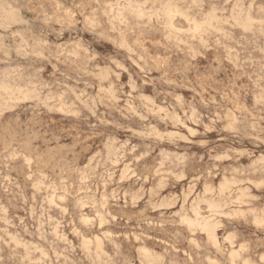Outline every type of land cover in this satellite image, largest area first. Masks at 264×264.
I'll return each mask as SVG.
<instances>
[{"label":"rangeland","instance_id":"374dc122","mask_svg":"<svg viewBox=\"0 0 264 264\" xmlns=\"http://www.w3.org/2000/svg\"><path fill=\"white\" fill-rule=\"evenodd\" d=\"M261 8L0 0V264H264Z\"/></svg>","mask_w":264,"mask_h":264},{"label":"bare ground","instance_id":"6f19581e","mask_svg":"<svg viewBox=\"0 0 264 264\" xmlns=\"http://www.w3.org/2000/svg\"><path fill=\"white\" fill-rule=\"evenodd\" d=\"M125 1H127V0H125ZM145 1V0H144ZM194 1V0H193ZM196 1V0H195ZM95 2V1H94ZM119 2V1H118ZM117 2V3H118ZM152 2V1H151ZM154 2V1H153ZM168 2V1H167ZM185 2V1H184ZM239 2V1H238ZM186 3V2H185ZM250 3V2H249ZM119 4V3H118ZM135 4L137 5L138 3H136L135 2ZM135 4H134V7H135ZM140 4H142V3H140ZM157 4V3H156ZM167 4V3H166ZM168 4H170V3H168ZM171 4H173L172 2H171ZM199 4V3H198ZM203 4V3H202ZM239 4H240V2H239ZM242 4V3H241ZM57 5V4H56ZM75 5V4H74ZM130 6H131V4H129ZM154 5V4H153ZM190 5V4H189ZM121 6H125V5H121ZM128 6V5H127ZM150 6V5H149ZM152 6V5H151ZM160 6V5H159ZM162 6H164V4L162 5ZM171 6V5H170ZM182 6V5H181ZM191 6V5H190ZM201 6V5H200ZM210 6H212V5H210ZM251 6V5H250ZM110 7V6H109ZM119 7V6H118ZM129 7V6H128ZM132 7V6H131ZM173 7H174V4H173ZM172 7V8H173ZM215 7V6H214ZM121 8V7H120ZM119 8V9H120ZM124 8V7H123ZM133 8V7H132ZM137 8H139V6L137 7ZM164 8V7H163ZM167 8H170L169 6L167 7ZM177 8H178V6H177ZM187 8V7H186ZM188 8H190V7H188ZM195 8V7H194ZM127 9V8H126ZM130 9V8H129ZM136 9V8H135ZM135 9H133V11H135ZM192 9V8H191ZM197 9V8H196ZM201 9V8H200ZM235 9V8H234ZM250 9V8H249ZM57 10V9H56ZM113 10V9H112ZM121 10V9H120ZM122 10H124V9H122ZM121 10V11H122ZM131 10V9H130ZM139 10V9H138ZM137 10V11H138ZM141 10H142V7H141ZM146 10V9H145ZM162 10V9H161ZM261 10H262V8H261ZM264 10V9H263ZM262 10V11H263ZM108 11H109V9H108ZM119 10H117V12H118ZM120 11V12H121ZM164 11H167V10H164ZM172 11V10H171ZM258 11H260L259 9H258ZM116 12V11H115ZM117 12H116V14H114V16L116 15L117 16ZM120 12H119V14H120ZM139 12V11H138ZM145 12V11H144ZM143 12V13H144ZM157 12V11H156ZM181 12H183V11H181ZM224 12V11H223ZM236 12V11H235ZM124 13V12H123ZM142 13V12H141ZM163 13V11H161V14ZM169 13H170V11H169ZM171 13H174V12H171ZM187 13V12H186ZM194 13V12H193ZM131 14H133V16H137V18L138 17H141V15L140 16H138L139 14L137 13V15H134V12L133 13H131ZM131 14H129V15H131ZM136 14V13H135ZM148 14V13H147ZM152 14H155V13H152ZM151 14V15H152ZM165 14V13H164ZM202 14V13H201ZM209 14V13H208ZM121 15H123V14H121ZM120 15V16H121ZM149 15V14H148ZM171 15V14H170ZM175 15H177V14H175ZM174 15V16H175ZM185 15V14H184ZM183 15V16H184ZM189 15V14H188ZM212 15V14H211ZM242 16H243V14H241ZM245 15V14H244ZM247 15H248V13H247ZM120 16H119V19H120ZM143 16H145V15H143ZM142 16V17H143ZM220 16V15H219ZM240 16V15H239ZM50 17V16H49ZM48 17V18H49ZM158 17H159V15H158ZM168 17H169V15H168ZM168 17H166V18H168ZM200 17V16H199ZM202 17V16H201ZM214 17H216L215 15H214ZM236 17H238V16H236ZM241 17V16H240ZM244 17V16H243ZM246 18L245 19H247V17L248 16H245ZM250 17H251V15H250ZM112 18V17H111ZM111 18H110V21H111ZM117 18V17H116ZM121 18H122V16H121ZM152 18V17H151ZM163 18H165V15H164V17ZM185 18H186V16H185ZM190 18V17H189ZM188 18V20H190ZM210 18V17H209ZM113 19V18H112ZM135 19H136V17H135ZM140 19V18H139ZM144 19V18H143ZM170 19V18H169ZM187 19V18H186ZM193 19V18H192ZM191 19V20H192ZM198 19V18H197ZM210 19H212V16H211V18ZM210 19L208 20V18H207V20H208V23L210 22V23H212L211 21H210ZM215 19H217V18H215ZM214 19V20H215ZM219 19V18H218ZM235 19V18H234ZM57 20V19H56ZM168 20V19H167ZM239 20H242L243 21V18L241 19V18H239ZM250 20V19H249ZM261 20H262V18H261ZM14 21V20H13ZM164 21V20H163ZM170 21V20H169ZM168 21V22H169ZM173 21V20H172ZM196 21V20H195ZM195 21H193V22H195ZM212 21H213V19H212ZM217 21V20H216ZM241 21V24L243 23ZM245 21V20H244ZM250 21H252V18H251V20ZM62 22V21H61ZM66 22V21H65ZM90 22V21H89ZM156 22V21H155ZM203 22H206V21H203ZM247 22V21H246ZM86 23V22H85ZM110 23V22H109ZM197 23V22H196ZM234 23V22H233ZM240 23V22H239ZM251 23H253V22H251ZM261 23V22H260ZM98 24V23H97ZM100 24V23H99ZM111 24V23H110ZM169 24V23H168ZM173 24V23H172ZM205 25H206V23H204ZM220 24V23H219ZM225 24V23H224ZM238 24V23H237ZM246 24V23H245ZM249 24L250 23H248L247 25L249 26ZM91 25V24H90ZM94 25V24H93ZM96 25V24H95ZM118 25V24H117ZM122 25V24H121ZM124 25V24H123ZM137 25V24H136ZM201 25V24H200ZM204 25V26H205ZM211 26H213L212 24H210ZM242 25H244V24H242ZM252 24H250V26H251ZM257 25V24H256ZM2 26V25H1ZM87 26V25H86ZM85 26V27H86ZM125 26V25H124ZM149 26V25H148ZM172 26V25H171ZM196 26H197V24H196ZM207 26V25H206ZM209 26V25H208ZM211 26H209V27H211ZM84 27V26H83ZM98 27V26H97ZM144 27V26H143ZM173 27V26H172ZM201 27H202V25H201ZM200 27V28H201ZM235 27V26H234ZM96 28V27H95ZM189 28V27H188ZM197 28V27H196ZM199 28V27H198ZM199 28V29H200ZM249 28H252V26L251 27H249ZM257 28V27H256ZM255 28V29H256ZM112 29H114V28H112ZM111 29V30H112ZM120 29V28H119ZM127 29V28H126ZM167 29V28H166ZM206 29V28H205ZM245 29H248L247 27L245 28ZM260 29V28H259ZM87 30V29H86ZM88 30H90V29H88ZM123 30V29H122ZM164 30H165V28H164ZM173 30V29H172ZM196 30V29H195ZM198 30V29H197ZM211 30V29H210ZM174 31V30H173ZM242 31V30H241ZM257 31V30H256ZM182 32V31H181ZM199 32V31H198ZM198 32H196V33H198ZM207 32V31H206ZM263 32V31H262ZM93 33V32H92ZM95 33V32H94ZM172 33V32H171ZM174 34H175V32H173ZM192 33V32H191ZM195 33V34H196ZM202 33V32H201ZM243 33V32H242ZM100 34V33H99ZM98 34V35H99ZM139 34V33H138ZM173 34V35H174ZM200 34V33H199ZM198 34V35H199ZM219 34V33H218ZM220 34H221V32H220ZM253 34V33H252ZM121 35V34H120ZM167 35V34H166ZM165 35V36H166ZM185 35V34H184ZM100 36V35H99ZM169 36H171V35H169ZM207 36V35H206ZM224 36V35H223ZM103 37V36H102ZM119 37V36H118ZM124 37V36H123ZM195 37V36H194ZM222 37V36H221ZM177 39H178V37H176ZM213 38V37H212ZM249 38V37H248ZM122 39H124V38H122ZM166 39V38H165ZM169 39V38H168ZM182 39V38H181ZM185 39V38H184ZM241 39V38H240ZM173 40V39H172ZM183 40V39H182ZM186 40V39H185ZM210 40V39H209ZM214 40V39H213ZM216 40V39H215ZM56 41V40H55ZM171 41V40H170ZM189 41V40H188ZM191 41V40H190ZM193 41H195V40H193ZM207 41V40H206ZM235 41V40H234ZM246 41V40H245ZM76 42V41H75ZM107 42H108V40H107ZM111 42V41H110ZM167 42V41H166ZM175 42V41H174ZM183 42V41H182ZM203 42V41H202ZM216 42V41H215ZM222 42V41H221ZM77 43V42H76ZM119 43V42H118ZM125 43V42H124ZM178 43V42H177ZM207 43H208V41H207ZM219 43V42H218ZM237 43V42H236ZM247 43V42H246ZM253 43V42H252ZM26 44V43H25ZM73 44V43H72ZM112 44V43H111ZM169 44V43H168ZM225 44V43H224ZM254 44H255V42H254ZM81 45V44H80ZM125 45V44H124ZM177 45V44H176ZM187 45V44H186ZM195 45V44H194ZM205 45V44H204ZM216 45H217V43H216ZM223 45V44H222ZM256 45V44H255ZM183 46V45H182ZM221 46V45H220ZM224 46V45H223ZM232 46H234V45H232ZM257 46V45H256ZM127 47V46H126ZM190 47V46H189ZM202 47V46H201ZM263 47V46H262ZM83 48V47H82ZM121 48H123V47H121ZM178 48V47H177ZM190 48H192V47H190ZM208 48V47H207ZM210 48V47H209ZM231 48V47H230ZM244 48V47H243ZM259 48V47H258ZM79 49V48H78ZM132 49V48H131ZM143 49V48H142ZM205 49V48H204ZM203 49V50H204ZM83 50V49H82ZM184 50V49H183ZM189 50V49H188ZM207 50V49H206ZM215 50V49H214ZM245 50V49H244ZM258 50H260V49H258ZM127 51V50H126ZM132 51V50H131ZM228 51V50H227ZM241 51H243V50H241ZM128 52V51H127ZM245 52V51H244ZM75 53V52H74ZM129 53H131V52H129ZM136 53V52H135ZM189 53V52H188ZM228 53V52H227ZM242 53V52H241ZM78 54V53H77ZM202 54V53H201ZM136 55V54H135ZM140 55V54H139ZM144 55V54H143ZM198 55V54H197ZM232 55V54H231ZM40 56V55H39ZM195 56V55H194ZM42 57V56H41ZM196 57V56H195ZM228 57H230V56H228ZM161 58V57H160ZM226 58V57H225ZM235 58V57H234ZM238 58V57H237ZM232 60V59H231ZM258 60H260V59H258ZM66 61V60H65ZM131 61V60H130ZM140 61V60H139ZM232 61H234V60H232ZM261 61V60H260ZM259 61V62H260ZM134 62H136V61H134ZM141 62V61H140ZM243 62V61H242ZM258 62V61H257ZM74 63V62H73ZM154 63V62H153ZM230 63V62H229ZM259 64V63H258ZM264 64V63H263ZM138 65V64H137ZM254 65V64H253ZM257 66V65H256ZM262 66V65H261ZM115 67V66H114ZM120 67H122V66H120ZM119 67V68H120ZM148 67V66H147ZM260 67V66H259ZM258 67V68H259ZM240 68V67H239ZM257 68V69H258ZM139 69V68H138ZM147 69V68H146ZM242 69V68H241ZM255 70V69H254ZM261 71V70H260ZM148 72V71H147ZM146 73V72H145ZM256 73V72H255ZM254 73V74H255ZM260 73V72H259ZM250 74H252V72L250 73ZM248 75V74H247ZM251 76V75H250ZM117 77V76H116ZM115 77V78H116ZM149 78V77H148ZM249 78V77H248ZM261 78V77H260ZM4 79V78H3ZM250 79V78H249ZM264 81V80H263ZM128 82V81H127ZM259 82V81H258ZM0 83H2V82H0ZM167 84V83H166ZM2 85V84H1ZM65 85V84H64ZM136 85V84H135ZM182 85V84H181ZM7 86V85H6ZM5 86V87H6ZM170 86V85H169ZM17 87V86H16ZM41 87V86H40ZM68 87V86H67ZM171 87V86H170ZM2 88V87H1ZM0 88V89H1ZM12 88V87H11ZM19 88V86L17 87V88H15V91H13V92H16L17 91V89ZM102 88V87H101ZM133 88V87H132ZM3 89H4V86H3ZM7 89V88H6ZM6 89H4V91L6 90ZM7 90H9V92H10V88L9 89H7ZM257 90V89H256ZM262 90V89H261ZM0 91H3V90H0ZM19 91H20V89H19ZM23 91V90H22ZM27 91V90H26ZM25 91V92H26ZM33 91V90H32ZM121 91V90H120ZM263 91V90H262ZM24 92V93H25ZM102 92V91H101ZM222 92V91H221ZM3 93V92H2ZM11 93V92H10ZM17 93V92H16ZM23 93V94H24ZM64 93V92H63ZM71 93V92H70ZM107 93V92H106ZM169 93V92H168ZM5 94H7V93H5ZM17 94H20V92L19 93H17ZM22 94V93H21ZM22 94V95H23ZM27 93H25V95H26ZM31 94V93H30ZM251 94V93H250ZM259 94H261V93H259ZM13 95V94H12ZM24 95V96H25ZM27 96V95H26ZM25 96V97H26ZM61 96V95H60ZM178 96V95H177ZM181 96V95H180ZM1 97V96H0ZM3 97V96H2ZM9 97H11V95L9 96ZM14 97V96H13ZM35 97V96H34ZM208 97V96H207ZM263 98V97H262ZM15 99H16V97H15ZM17 99H19V98H17ZM23 99H24V97H23ZM99 99V98H98ZM208 99V98H207ZM2 100V99H1ZM9 100H10V98H9ZM9 100H7V101H9ZM12 100V99H11ZM25 100V99H24ZM27 100V99H26ZM46 100V99H45ZM182 100V99H181ZM180 100V101H181ZM203 100V99H202ZM245 100V99H244ZM259 100V99H258ZM264 100V99H263ZM20 101V100H19ZM60 101V100H59ZM178 101V100H177ZM179 101V102H180ZM18 102V101H17ZM41 102V101H40ZM61 102V101H60ZM2 103V102H1ZM56 103V102H55ZM59 103V102H58ZM150 103V102H149ZM178 103V102H177ZM216 103V102H215ZM12 104V103H11ZM72 104V103H71ZM102 104V103H101ZM7 105V104H6ZM129 105V104H128ZM214 105V104H213ZM96 106V105H95ZM112 106V105H111ZM206 106V105H205ZM263 106V105H262ZM2 107H4V106H2ZM66 107V106H65ZM70 107V106H69ZM157 107V106H156ZM228 107V106H227ZM9 108V107H8ZM132 108V107H131ZM51 109V108H50ZM222 109V108H221ZM11 110V109H10ZM164 110V109H163ZM72 111V110H71ZM78 111V110H77ZM236 111V110H235ZM69 112V111H68ZM75 112V111H74ZM80 112V111H79ZM229 112V111H228ZM257 112V111H256ZM135 113V112H134ZM215 113V112H214ZM218 113V112H217ZM227 113V112H226ZM233 113V112H232ZM69 114V113H68ZM71 114H73V113H71ZM216 114V113H215ZM78 115V114H77ZM226 115V114H225ZM76 116V115H75ZM123 116V115H122ZM206 117H208V116H206ZM218 118V117H217ZM216 118V119H217ZM227 118H230V117H227ZM84 119V118H83ZM178 119V118H177ZM211 119V118H210ZM192 120V119H191ZM237 120V119H236ZM226 121V120H225ZM179 122H180V120H179ZM183 122V121H182ZM232 122V121H231ZM207 123V122H206ZM201 125V124H200ZM214 125V124H213ZM228 125V124H227ZM235 125V124H234ZM258 125V124H257ZM182 126V125H181ZM206 126V125H205ZM230 126V125H229ZM237 126H238V124H237ZM187 127V126H186ZM236 127V126H235ZM206 128V127H205ZM254 128V127H253ZM252 128V129H253ZM264 129V128H263ZM191 130V129H190ZM211 130V129H210ZM227 130V129H226ZM235 130V129H234ZM233 130V131H234ZM256 130V129H255ZM189 131V130H188ZM248 131V130H247ZM254 131V130H253ZM252 131V132H253ZM260 132V131H259ZM158 134V133H157ZM174 134V133H173ZM242 134V133H241ZM172 136V135H171ZM249 136V135H248ZM253 136V135H252ZM257 136V135H256ZM116 137V136H115ZM107 140V139H106ZM259 140V139H258ZM108 141V140H107ZM109 142V141H108ZM112 142V141H111ZM116 142V141H115ZM190 142V141H189ZM127 143V142H126ZM112 145V144H111ZM120 145V144H119ZM118 147V146H117ZM121 147V146H120ZM15 149V148H14ZM106 149V148H105ZM117 149V148H116ZM236 149V148H235ZM109 150V149H108ZM111 150H113L112 148H111ZM99 151V150H98ZM107 151V150H106ZM113 152V151H112ZM123 152V151H122ZM13 153V152H12ZM128 153H130V152H128ZM170 154V153H169ZM171 154H173V153H171ZM230 154V153H229ZM16 155V154H15ZM23 155V154H22ZM92 155V154H91ZM90 155V156H91ZM99 155V154H98ZM109 155V154H108ZM122 155V154H121ZM142 155V154H141ZM107 156V155H106ZM111 156V155H110ZM145 156V155H144ZM254 156V155H253ZM121 157V156H120ZM166 157H167V155H166ZM178 157V156H177ZM230 157V156H229ZM228 157V158H229ZM261 157V156H260ZM91 158V157H90ZM168 158V157H167ZM183 158V157H182ZM200 158V157H199ZM257 158V157H256ZM32 159V158H31ZM220 159V158H219ZM230 159V158H229ZM105 160V159H104ZM107 160V159H106ZM105 160V161H106ZM166 160V159H165ZM216 160H217V158H216ZM97 161H99V160H97ZM185 161V160H184ZM219 161V160H218ZM236 161V160H235ZM254 161V160H253ZM109 162H111V161H109ZM259 162H260V160H259ZM264 162V161H263ZM25 163V162H24ZM105 163V162H104ZM98 164V163H97ZM253 164V163H252ZM251 164V165H252ZM92 165V164H91ZM182 165V164H181ZM261 166H262V164H260ZM108 166V165H107ZM254 167V166H253ZM96 168V167H95ZM98 168V167H97ZM160 168V167H159ZM94 169V168H93ZM237 169V168H236ZM124 170V169H123ZM133 170V169H132ZM214 170V169H213ZM257 170H259V169H257ZM90 171V170H89ZM116 171V170H115ZM157 171V170H156ZM163 171H165V170H163ZM256 171V170H255ZM84 172V171H83ZM107 172H108V170H107ZM154 172V171H153ZM205 172V171H204ZM91 173V172H90ZM133 173V172H132ZM165 173V172H164ZM169 173V172H168ZM242 173V172H241ZM125 174V173H124ZM157 174V173H156ZM162 174V173H161ZM166 174V173H165ZM177 175V174H176ZM241 175V174H240ZM30 177H31V175H30ZM30 177H29V179H30ZM113 177V176H112ZM122 177V176H121ZM175 177V176H174ZM192 177V176H191ZM90 178V177H89ZM92 178H93V176H92ZM129 178V177H128ZM127 178V179H128ZM194 178V177H193ZM231 178V177H230ZM84 179V178H83ZM91 179V178H90ZM122 179V178H121ZM126 179V178H125ZM162 179V178H161ZM196 179V178H195ZM226 179V178H225ZM232 179V178H231ZM264 179V178H263ZM262 179V180H263ZM37 180V179H36ZM44 180V179H43ZM104 180V179H103ZM192 180V179H191ZM224 180V179H223ZM39 181V180H38ZM41 181V180H40ZM65 181H67V180H65ZM83 181V180H82ZM159 181V180H158ZM180 181V180H179ZM249 181V180H248ZM264 181V180H263ZM103 182V181H102ZM160 182V181H159ZM244 182V181H243ZM250 182H251V180H250ZM36 183V182H35ZM48 183H50V182H48ZM81 183V182H80ZM231 183V182H230ZM44 183H42V185H43ZM93 184V183H92ZM102 184V183H101ZM158 184V183H157ZM160 184V183H159ZM227 184V183H226ZM242 184V183H241ZM250 184V183H249ZM46 185V184H45ZM87 185V184H86ZM39 186V185H38ZM48 186H50L49 184H48ZM103 186V185H102ZM162 186V185H161ZM32 187V186H31ZM47 187V186H46ZM140 187V186H139ZM160 187V186H159ZM205 187V186H204ZM207 187V186H206ZM230 187V186H229ZM40 188V187H39ZM152 188V187H151ZM150 188V189H151ZM157 188V187H156ZM223 188V187H222ZM225 188V187H224ZM36 189V188H35ZM57 189V188H56ZM160 189V188H159ZM209 189V188H208ZM229 189V188H228ZM112 190V189H111ZM240 190V189H239ZM35 191V190H34ZM40 191V190H39ZM46 191V190H45ZM50 191H51V189H50ZM53 191H54V189H53ZM56 191V190H55ZM65 191H66V189H65ZM81 191V190H80ZM86 191V190H85ZM140 191V190H139ZM144 191V190H143ZM155 191V190H154ZM215 191V190H214ZM221 191V190H220ZM228 191V190H227ZM226 191V192H227ZM244 191V190H243ZM92 192V191H91ZM151 192V191H150ZM150 192H148V193H150ZM183 192V191H182ZM191 192V191H190ZM193 192V191H192ZM232 192V191H231ZM230 192V193H231ZM239 192V191H238ZM65 193V192H64ZM145 193V192H144ZM154 193V192H153ZM244 193H245V191H244ZM66 194V193H65ZM136 194V193H135ZM190 194V193H189ZM218 194V193H217ZM101 195V194H100ZM156 195V194H155ZM222 195V194H221ZM236 195V194H235ZM245 195V194H244ZM46 196V195H45ZM52 196V195H51ZM59 196V195H58ZM61 196V195H60ZM150 196V195H149ZM185 196V195H184ZM202 196V195H201ZM231 196V195H230ZM236 196H239V195H236ZM251 196H252V194H251ZM32 197V196H31ZM50 197V196H49ZM104 197V196H103ZM107 197V196H106ZM199 197V196H198ZM253 197V196H252ZM59 198V197H58ZM57 198V199H58ZM94 198H95V196H94ZM136 198V197H135ZM228 198V197H227ZM236 198V197H235ZM244 198V197H243ZM246 198V197H245ZM249 198H250V196H249ZM97 199V198H96ZM113 199V198H112ZM171 199V198H170ZM203 199V198H202ZM209 199V198H208ZM221 199V198H220ZM254 199V198H253ZM33 200H35V199H33ZM53 200V199H52ZM95 200V199H94ZM115 200V199H114ZM161 200V199H160ZM186 200V199H185ZM217 200V199H216ZM228 200V199H227ZM231 200V199H230ZM239 200V199H238ZM81 201H83V200H81ZM170 201V200H169ZM171 201H173L172 199H171ZM205 201V200H204ZM47 202V201H46ZM54 202V201H53ZM124 202V201H123ZM160 202V201H159ZM210 201H208V205H209V207H210V211H211V213H212V215H210V216H208L207 215V217H205V216H202L201 214H200V211H196L195 212V217H183L184 218V221L187 223V225H188V227L190 228V230H201V231H204L205 233H206V235H208V238H210V240H212L213 242H217V239H216V223H215V221H214V215L216 214V213H218L219 211H220V209L218 210V208H219V203H217V202H215V203H217V205L216 204H214L213 202L212 203H209ZM43 203V202H42ZM80 203V202H79ZM97 203V202H96ZM99 203V202H98ZM190 203V202H189ZM197 203V202H196ZM201 203V202H200ZM199 203V204H200ZM240 203V202H239ZM49 204V203H48ZM82 204V203H81ZM85 204V203H84ZM105 204V203H104ZM165 204V203H164ZM176 204V203H175ZM195 204V203H194ZM50 205V204H49ZM58 205V204H57ZM134 205V204H133ZM146 205V204H145ZM228 205V204H227ZM244 205V204H243ZM53 206V205H52ZM77 206V205H76ZM81 206V205H80ZM149 206V205H148ZM154 206V205H153ZM164 207H165V205H163ZM57 207V206H56ZM191 207V206H190ZM194 207V206H193ZM197 207V206H196ZM221 207V206H220ZM240 207V206H239ZM61 208V207H60ZM64 208V207H63ZM144 208V207H143ZM155 208H157V207H155ZM228 208V207H227ZM65 209V208H64ZM64 209L62 210V211H64ZM67 209V208H66ZM166 209V208H165ZM207 209V208H206ZM231 209H233V208H231ZM240 209V208H239ZM153 210H154V208H153ZM159 210V209H158ZM222 210V209H221ZM252 210V209H251ZM237 211V210H236ZM243 211V210H242ZM250 211V210H249ZM259 211V210H258ZM241 212V211H240ZM244 213H245V211H243ZM261 212V211H260ZM32 213V212H31ZM66 213V212H65ZM98 213V212H97ZM178 213V212H177ZM193 213V212H192ZM237 213V212H236ZM222 214V213H221ZM263 214V213H262ZM64 215V214H63ZM228 215H231V214H228ZM236 215V214H235ZM233 216V215H232ZM31 217V216H30ZM48 217V216H47ZM216 217V216H215ZM230 217V216H229ZM253 217V216H252ZM182 218V219H183ZM225 218H226V216H225ZM244 218V217H243ZM49 219V218H48ZM254 219V218H253ZM260 219V218H259ZM263 219V218H262ZM262 219H261V221H262ZM51 220V219H50ZM93 221V220H92ZM239 221V220H238ZM5 222V221H4ZM50 222V221H49ZM62 222V221H61ZM81 222V221H80ZM38 223V222H37ZM59 223V222H58ZM73 223V222H72ZM139 224V223H138ZM179 224V223H178ZM183 224V223H182ZM220 224H221V222H220ZM74 225V224H73ZM154 225V224H153ZM173 225V224H172ZM147 226H149V225H147ZM184 226V225H183ZM262 226H264V225H262ZM54 228V227H53ZM74 228V227H73ZM72 228V229H73ZM53 230V229H52ZM57 230H59V229H57ZM6 231H7V229H6ZM55 232H56V230H55ZM73 232V231H72ZM77 232H78V230H77ZM80 232V231H79ZM107 232V231H106ZM195 232V231H194ZM233 232H235V231H233ZM54 233V232H53ZM203 233V232H202ZM8 234V233H7ZM106 234V233H105ZM104 234V235H105ZM63 235V234H62ZM142 235V234H141ZM82 236V235H81ZM108 236V235H107ZM54 237H56V236H54ZM125 237V236H124ZM138 237V236H137ZM206 237V236H205ZM230 237V236H229ZM13 238V237H12ZM126 238V237H125ZM232 238V237H231ZM62 239V238H61ZM86 239V238H85ZM149 239V238H148ZM228 239V238H227ZM134 240V239H133ZM70 241V240H69ZM86 241V240H85ZM85 241H83V242H85ZM235 241V240H234ZM15 242V241H14ZM72 242V241H71ZM82 242V243H83ZM100 242V241H99ZM161 242V241H160ZM222 242V241H221ZM245 242V241H244ZM21 243V242H20ZM81 243V244H82ZM143 243V242H142ZM242 243V242H241ZM193 244V243H192ZM222 244H223V242H222ZM240 244V243H239ZM97 245V244H96ZM167 245V244H166ZM245 245V244H244ZM139 246V245H138ZM195 246V245H194ZM24 247H25V245H24ZM86 247V246H85ZM95 247V246H94ZM100 247H102V246H100ZM235 247V246H234ZM87 248L89 249V245L87 246ZM221 248V247H220ZM232 248V247H231ZM83 249H84V247H83ZM140 249V248H139ZM215 249V248H214ZM221 249H223V248H221ZM234 249V248H233ZM30 250V249H29ZM71 250V249H70ZM85 250V249H84ZM86 251V250H85ZM99 251V250H98ZM101 251V250H100ZM174 251V250H173ZM218 251V250H217ZM238 252L240 251V250H237ZM242 251V250H241ZM167 252V251H166ZM184 252V251H183ZM210 252V251H209ZM222 252V251H221ZM237 252V253H238ZM89 253V252H88ZM234 253V252H233ZM97 254V253H96ZM139 254V253H138ZM147 254V253H146ZM154 254V253H153ZM243 254V253H242ZM246 254V253H245ZM42 255V254H41ZM147 255H150V254H147ZM238 255V254H237ZM237 255H233V256H237ZM47 256V255H46ZM97 256V255H96ZM106 256H108V255H106ZM144 256V255H143ZM174 256V255H173ZM241 256V255H240ZM44 257V256H43ZM145 257V256H144ZM147 257H149V256H147ZM238 257H239V255H238ZM45 258V257H44ZM247 258V257H246ZM27 259V258H26ZM66 259V258H65ZM109 259V258H108ZM150 259H152V257L151 258H149V259H147V260H150ZM208 259V258H207ZM240 259H242V258H240ZM155 260V259H154ZM230 260V259H229ZM235 260V259H234ZM40 261V260H39ZM153 261V260H152ZM152 261H150L151 263H156V261H154V262H152ZM232 261V260H231ZM169 262V261H168ZM174 262V261H173ZM249 262V261H248ZM251 262V261H250ZM104 263H106V262H104ZM147 263H148V261H147ZM100 264V263H99ZM161 264V263H160ZM177 264V263H176ZM208 264H210V263H208ZM215 264V263H214ZM217 264V263H216ZM248 264V263H247ZM257 264V263H256Z\"/></svg>","mask_w":264,"mask_h":264}]
</instances>
